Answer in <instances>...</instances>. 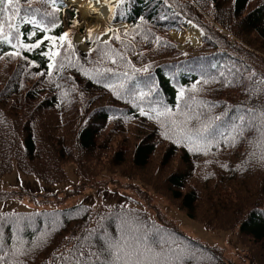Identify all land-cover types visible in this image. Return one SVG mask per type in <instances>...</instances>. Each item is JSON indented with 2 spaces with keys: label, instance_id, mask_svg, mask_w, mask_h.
<instances>
[{
  "label": "trees",
  "instance_id": "16d2710c",
  "mask_svg": "<svg viewBox=\"0 0 264 264\" xmlns=\"http://www.w3.org/2000/svg\"><path fill=\"white\" fill-rule=\"evenodd\" d=\"M64 1L0 0V178H38L52 187L34 194L40 202L116 175L128 191L112 203L0 211V264H105L117 239L174 264H264V0H124L110 19L129 27L87 52L63 29ZM183 17L203 31L187 55L168 34ZM154 196L230 231L240 261L180 231Z\"/></svg>",
  "mask_w": 264,
  "mask_h": 264
},
{
  "label": "rangeland",
  "instance_id": "374dc122",
  "mask_svg": "<svg viewBox=\"0 0 264 264\" xmlns=\"http://www.w3.org/2000/svg\"><path fill=\"white\" fill-rule=\"evenodd\" d=\"M69 10H72V12H76L78 14L79 23L72 38L81 51H88L92 47L91 42L93 41L89 43L87 38V35H89V33L96 32V38L98 39V37L102 35V33H105L108 29L116 30V25L111 24L109 19H107L105 26L101 30H97L94 28L87 29L84 25V22H90L92 21V18H82L79 8L74 2L70 1L66 3V10H64L62 14L65 20L70 16ZM65 20L64 29L69 30ZM120 26L126 27L125 24H121ZM195 29L197 28L195 27ZM169 35H171V38L176 42V47L180 48V50L183 52H186L188 47L196 46L185 38V34L182 29H180L179 31L172 30ZM79 36H83L84 39H79ZM114 177L117 179V185L115 183L113 184V186L118 187L117 189H115L116 191H111L112 188H108L103 184L96 188H93V190L90 192H76L63 198L52 197V199L47 202H40L38 201L40 196H34V194L43 192L44 189L52 190V187L45 185L36 177L24 175L15 170L11 174L0 178V192L12 190L17 192V194H22V196L21 198L11 197L7 200L0 199V211L5 209L38 210L40 208H66L78 204L84 200H86V202L100 203L114 202L119 199V193H123L122 190L128 191V189L125 187L126 181L124 180V178L117 175ZM104 178L107 177L105 176ZM105 182L109 183V181ZM65 185L66 184H62L57 187L64 188ZM135 194L136 193H133L131 195ZM63 195L64 194L62 193L59 194V196ZM151 203L157 211H159L166 218L170 219L179 228L180 231L205 244L216 245L220 247L224 251V256L226 257V259L237 263L240 261L242 250L240 246L232 243L233 234L230 231L206 229L202 224L187 218L181 211L174 208L171 203L163 197L154 196V198L151 200Z\"/></svg>",
  "mask_w": 264,
  "mask_h": 264
},
{
  "label": "snow or ice",
  "instance_id": "6c2138e0",
  "mask_svg": "<svg viewBox=\"0 0 264 264\" xmlns=\"http://www.w3.org/2000/svg\"><path fill=\"white\" fill-rule=\"evenodd\" d=\"M7 2V0H5ZM119 2V0H117ZM12 11L13 13L18 11V5L16 3H12ZM12 20V17L9 16V21ZM35 22V19H33ZM9 28L14 27V24L11 22L8 25ZM3 31V22L0 21V32ZM66 34H61L59 40L63 41L65 39ZM7 39V38H5ZM49 40L56 39L55 37H48ZM41 41L37 39L34 44H22L20 45L23 48H35L39 45ZM91 51V49H89ZM13 55H20V52L11 53ZM44 55H48L47 52ZM49 69L52 68V64L49 63ZM179 95V93H178ZM143 114V113H142ZM260 119L262 123H264V111L260 112ZM254 118V117H253ZM175 123V122H174ZM204 129L207 128V125L203 126ZM262 134H264V130H262ZM111 254V259L105 261V264H174V261L170 262L168 260H157L155 257L161 255L160 252H156L154 249L143 245L142 242H137L135 245H124L120 242L119 239L115 240L114 242H110L107 244L106 249ZM162 251V250H161ZM151 256L152 259H146V257ZM176 259L178 260L179 257L177 256Z\"/></svg>",
  "mask_w": 264,
  "mask_h": 264
},
{
  "label": "bare ground",
  "instance_id": "6f19581e",
  "mask_svg": "<svg viewBox=\"0 0 264 264\" xmlns=\"http://www.w3.org/2000/svg\"><path fill=\"white\" fill-rule=\"evenodd\" d=\"M74 3L79 8L82 18H92V21L90 22H84L85 27L88 28H94L97 30H101L106 22L107 17L110 13V11L115 6L116 1L115 0H75ZM184 36L187 40H189L193 45H197L200 41L199 35L200 31L195 29L192 25L189 27H186L185 30H183ZM108 33H102L101 38H106ZM79 39H84L83 36H79Z\"/></svg>",
  "mask_w": 264,
  "mask_h": 264
}]
</instances>
